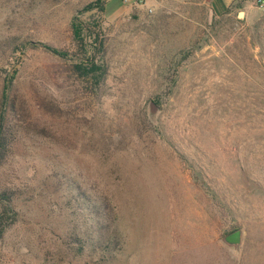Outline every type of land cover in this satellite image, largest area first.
Segmentation results:
<instances>
[{
    "label": "rangeland",
    "instance_id": "1",
    "mask_svg": "<svg viewBox=\"0 0 264 264\" xmlns=\"http://www.w3.org/2000/svg\"><path fill=\"white\" fill-rule=\"evenodd\" d=\"M94 1L0 0V264H264V6L106 0L84 75Z\"/></svg>",
    "mask_w": 264,
    "mask_h": 264
},
{
    "label": "trees",
    "instance_id": "2",
    "mask_svg": "<svg viewBox=\"0 0 264 264\" xmlns=\"http://www.w3.org/2000/svg\"><path fill=\"white\" fill-rule=\"evenodd\" d=\"M105 3L106 0H95L92 3H89L88 5H86L81 10L78 11L77 15L72 18L69 24V28L72 34V39L75 45H77L78 48H81L85 51L84 58L80 59L78 62H75V64L72 63L71 66L76 71L81 72V74L84 75H90V74L95 75L100 70V67L96 65L94 59L95 55L93 51H91V47L97 44V34L94 35V33L89 32L90 30V28L88 27L89 24L87 25V23L83 22L82 19L80 18L82 15L86 14L87 18L92 19L91 23H94V26L100 29L99 19L101 15L104 13ZM45 48L54 55L64 58L69 62L73 60V58L70 57L67 52L57 51L55 49L46 46ZM15 74H16V69L14 68L9 74H6L3 78L2 96H1L2 105L0 111V136H1V131L3 127L2 125L5 116V106L8 100L9 91L15 80Z\"/></svg>",
    "mask_w": 264,
    "mask_h": 264
},
{
    "label": "water",
    "instance_id": "3",
    "mask_svg": "<svg viewBox=\"0 0 264 264\" xmlns=\"http://www.w3.org/2000/svg\"><path fill=\"white\" fill-rule=\"evenodd\" d=\"M223 242L229 246H238L241 240L240 230H235L223 237Z\"/></svg>",
    "mask_w": 264,
    "mask_h": 264
},
{
    "label": "crops",
    "instance_id": "4",
    "mask_svg": "<svg viewBox=\"0 0 264 264\" xmlns=\"http://www.w3.org/2000/svg\"><path fill=\"white\" fill-rule=\"evenodd\" d=\"M234 1L235 0H223V2L222 3H224L225 5H224V10H223V12H225L229 7H230V5H232L233 3H234ZM212 7V6H211ZM213 11V10H212ZM222 12V13H223ZM215 14H217V13H215Z\"/></svg>",
    "mask_w": 264,
    "mask_h": 264
},
{
    "label": "built area",
    "instance_id": "5",
    "mask_svg": "<svg viewBox=\"0 0 264 264\" xmlns=\"http://www.w3.org/2000/svg\"><path fill=\"white\" fill-rule=\"evenodd\" d=\"M258 5H259V7H261V8L264 6L263 2L260 1V0H258Z\"/></svg>",
    "mask_w": 264,
    "mask_h": 264
}]
</instances>
